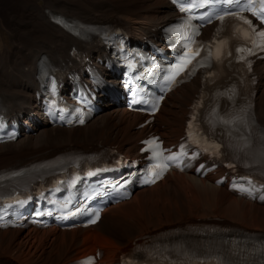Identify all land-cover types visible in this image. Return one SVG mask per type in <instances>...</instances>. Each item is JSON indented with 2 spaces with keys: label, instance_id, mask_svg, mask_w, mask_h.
<instances>
[{
  "label": "bare ground",
  "instance_id": "6f19581e",
  "mask_svg": "<svg viewBox=\"0 0 264 264\" xmlns=\"http://www.w3.org/2000/svg\"><path fill=\"white\" fill-rule=\"evenodd\" d=\"M13 6L12 14L0 21L11 41V45L7 40L0 44V97L11 103L13 109L33 103L42 56L59 58L77 43L72 34L57 24L59 16L85 25L117 23L133 35L145 33L172 16L165 0H14ZM197 88L198 81L193 80L164 101L156 127L168 143L180 134L187 105ZM257 115L264 124V75L257 96ZM137 121V115L112 108L84 127L52 128L41 124L35 135L0 145V167L23 164L33 156L43 158L69 144L88 146L101 140L119 142L132 151L134 142L144 135V129L134 128ZM215 177L171 173L167 179L106 210L93 230L0 231V264H65L95 251L97 246L106 249L105 260L111 262L137 236L205 217L217 216L264 231V206L234 197L224 186H215Z\"/></svg>",
  "mask_w": 264,
  "mask_h": 264
},
{
  "label": "rangeland",
  "instance_id": "374dc122",
  "mask_svg": "<svg viewBox=\"0 0 264 264\" xmlns=\"http://www.w3.org/2000/svg\"><path fill=\"white\" fill-rule=\"evenodd\" d=\"M13 4H14V0H0V21L5 20L10 15V13L12 14V12L14 11ZM2 40H7V44L11 45L9 34L5 30V28L2 27V24L0 23V44L2 43ZM178 192L181 191L178 190Z\"/></svg>",
  "mask_w": 264,
  "mask_h": 264
}]
</instances>
